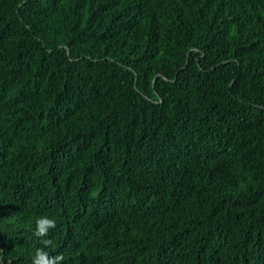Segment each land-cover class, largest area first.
Segmentation results:
<instances>
[{
  "label": "trees",
  "instance_id": "1",
  "mask_svg": "<svg viewBox=\"0 0 264 264\" xmlns=\"http://www.w3.org/2000/svg\"><path fill=\"white\" fill-rule=\"evenodd\" d=\"M41 239L264 264V0H0V264Z\"/></svg>",
  "mask_w": 264,
  "mask_h": 264
},
{
  "label": "clouds",
  "instance_id": "2",
  "mask_svg": "<svg viewBox=\"0 0 264 264\" xmlns=\"http://www.w3.org/2000/svg\"><path fill=\"white\" fill-rule=\"evenodd\" d=\"M55 227V219L48 218L47 216L40 217L36 221L35 235L41 238L47 237L49 229H54ZM41 244L44 247L36 249L32 264H60V262L63 261L64 256L62 254L49 257V254L44 250L45 247L53 245L51 239H41Z\"/></svg>",
  "mask_w": 264,
  "mask_h": 264
}]
</instances>
